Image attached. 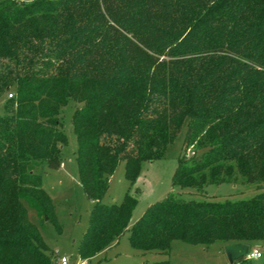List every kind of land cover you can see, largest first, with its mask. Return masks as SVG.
Here are the masks:
<instances>
[{"label":"trees","instance_id":"trees-1","mask_svg":"<svg viewBox=\"0 0 264 264\" xmlns=\"http://www.w3.org/2000/svg\"><path fill=\"white\" fill-rule=\"evenodd\" d=\"M13 88L0 115V264H54L30 212L62 229L38 170L62 165L59 115L71 100L84 103L73 123L94 202L81 258L127 230L134 248L165 254L176 240H264V191L226 201L172 192L130 228L139 187L102 202L121 161L134 185L187 119L185 149L198 152L179 158L174 187L264 182V0H0V99ZM166 93L175 110L161 106Z\"/></svg>","mask_w":264,"mask_h":264},{"label":"rangeland","instance_id":"rangeland-1","mask_svg":"<svg viewBox=\"0 0 264 264\" xmlns=\"http://www.w3.org/2000/svg\"><path fill=\"white\" fill-rule=\"evenodd\" d=\"M14 92L13 88L4 93L0 99V115L5 113V102L9 99L10 93ZM163 98L161 106L175 110L176 100L171 98L168 93ZM145 102L148 103V101ZM83 105L82 102L71 100L59 115L62 123L61 130L68 139L62 152V162H64L65 168H46L44 172L42 167L38 170L44 176L43 186L53 199L55 212L62 229L59 230L54 221H45L41 216L38 217L35 211L30 212L32 221L39 225L50 248L49 254L52 256L54 264H59L60 258L63 256L70 258V264L81 262L88 264H147L163 259H168L170 264H232L225 251L226 244L222 242L206 246L176 240L173 242L170 252L165 254L157 250L144 251L134 248L130 241V230H127L119 242L113 244L106 251L93 258H81L79 246L88 229L94 207V202L86 196L77 161L78 140L73 117L76 109ZM188 122L187 119L181 133L167 148L163 157L143 165L134 185H131L125 176L126 161H121L111 176L108 191L102 200L104 203H120L127 192L134 193L138 187L141 190L129 228L140 219L151 204L165 199L172 192L178 199L185 201H226L249 199L264 191V182L260 184H209L202 191L193 188L174 187L173 176L179 158L183 155L189 158L198 152L195 146L185 149L184 139ZM254 248L259 249L263 256L238 259L234 264H264V240L252 242L251 250Z\"/></svg>","mask_w":264,"mask_h":264},{"label":"water","instance_id":"water-1","mask_svg":"<svg viewBox=\"0 0 264 264\" xmlns=\"http://www.w3.org/2000/svg\"><path fill=\"white\" fill-rule=\"evenodd\" d=\"M226 254L232 264L238 259L247 257L251 251V243H230L225 246Z\"/></svg>","mask_w":264,"mask_h":264},{"label":"built area","instance_id":"built-area-1","mask_svg":"<svg viewBox=\"0 0 264 264\" xmlns=\"http://www.w3.org/2000/svg\"><path fill=\"white\" fill-rule=\"evenodd\" d=\"M12 96H13V94L10 93V97H12ZM251 252H255V253H257V254H258L257 257H251V256H250V253H251ZM250 253H249V255L247 256L248 258H259V257H262V256H263L262 252H261L259 249H257V248L252 249V250L250 251ZM59 264H70V258L67 257V256H63V257H61V258H60V261H59ZM79 264H88V263L81 262V263H79Z\"/></svg>","mask_w":264,"mask_h":264},{"label":"clouds","instance_id":"clouds-1","mask_svg":"<svg viewBox=\"0 0 264 264\" xmlns=\"http://www.w3.org/2000/svg\"><path fill=\"white\" fill-rule=\"evenodd\" d=\"M257 255H258V254L255 253V252H251V253H250V256H251V257H257Z\"/></svg>","mask_w":264,"mask_h":264},{"label":"crops","instance_id":"crops-1","mask_svg":"<svg viewBox=\"0 0 264 264\" xmlns=\"http://www.w3.org/2000/svg\"><path fill=\"white\" fill-rule=\"evenodd\" d=\"M62 168H65L64 162H62L60 169H62Z\"/></svg>","mask_w":264,"mask_h":264}]
</instances>
